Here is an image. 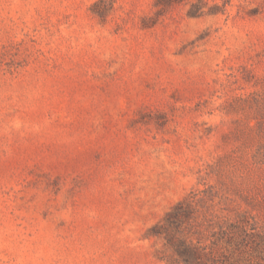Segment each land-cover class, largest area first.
I'll list each match as a JSON object with an SVG mask.
<instances>
[{"label": "rangeland", "instance_id": "374dc122", "mask_svg": "<svg viewBox=\"0 0 264 264\" xmlns=\"http://www.w3.org/2000/svg\"><path fill=\"white\" fill-rule=\"evenodd\" d=\"M183 198L264 264V0H0V264H168Z\"/></svg>", "mask_w": 264, "mask_h": 264}, {"label": "trees", "instance_id": "16d2710c", "mask_svg": "<svg viewBox=\"0 0 264 264\" xmlns=\"http://www.w3.org/2000/svg\"><path fill=\"white\" fill-rule=\"evenodd\" d=\"M193 208L192 200L188 198L179 200L163 217L165 225L162 223V227L168 228L167 232L147 234V237L164 236V245L169 248L170 253L161 258L166 259L168 264H238V259L244 253L242 248L245 242L244 232H226L227 224L224 225L222 221L217 224L216 231L210 232L207 242L196 237L195 232H181V225L192 217ZM256 236L257 243L259 246L263 245V250L264 237L260 234ZM253 248L258 249L256 245Z\"/></svg>", "mask_w": 264, "mask_h": 264}]
</instances>
